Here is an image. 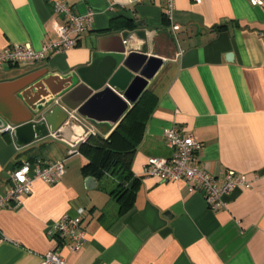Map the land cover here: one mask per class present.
<instances>
[{
    "label": "crops",
    "instance_id": "obj_1",
    "mask_svg": "<svg viewBox=\"0 0 264 264\" xmlns=\"http://www.w3.org/2000/svg\"><path fill=\"white\" fill-rule=\"evenodd\" d=\"M62 1L76 14L94 12L76 45L3 64L0 82L43 69L73 74L92 94L111 82L127 108L110 106L106 92L53 134L31 140L0 130V195L15 166L64 162L58 183L35 180L19 206L0 209V264H39L48 251L66 264H264V8L248 0H175L168 15L166 0ZM53 2L0 0V51L57 40L63 20ZM128 57L133 78L123 70L112 79ZM173 124L200 143L198 163L218 183L234 170L252 179L251 187L234 189L212 211L185 180L143 176L149 156L171 154L163 131ZM79 136H113V147L128 152L139 179L126 210L110 194L112 175L83 173ZM77 207L87 210L85 241L70 251L68 238L47 232Z\"/></svg>",
    "mask_w": 264,
    "mask_h": 264
},
{
    "label": "built area",
    "instance_id": "obj_2",
    "mask_svg": "<svg viewBox=\"0 0 264 264\" xmlns=\"http://www.w3.org/2000/svg\"><path fill=\"white\" fill-rule=\"evenodd\" d=\"M175 0H166V13L169 15L174 9ZM198 1V0H195ZM251 5L264 8V0H248ZM54 10L63 20L58 29V38L50 41L40 49H34L30 44H16L7 46L0 51V66L14 64L20 60L37 61L44 59L48 53L60 52L74 47L77 38L83 34L91 24L94 12L88 10L83 14H76L62 0H54ZM174 25L173 29H177ZM264 38V33L261 34ZM77 119L74 112H69L68 123ZM167 146L171 154L167 157L149 156L142 168V175L156 177L161 181L185 180L191 190L202 193L207 207L217 211L225 205L224 197L234 189H248L252 179L234 170H227L221 183L215 176L199 165L197 152L200 143L192 136L185 134L177 125L166 127L163 131ZM81 142L86 136H79ZM74 151V150H73ZM73 151H69L72 153ZM64 173V162L58 160L41 166L39 163L24 162L15 166L9 176V184L5 194L0 195V209L8 205L17 207L24 196L28 195L32 183L40 180L46 184L58 183ZM87 210L77 207L74 215L67 213L55 220L48 229L49 236L60 239L68 238L71 241L70 251L81 249L85 241V230L82 219ZM1 236V233H0ZM39 264H66L65 260L53 251L44 253Z\"/></svg>",
    "mask_w": 264,
    "mask_h": 264
},
{
    "label": "water",
    "instance_id": "obj_3",
    "mask_svg": "<svg viewBox=\"0 0 264 264\" xmlns=\"http://www.w3.org/2000/svg\"><path fill=\"white\" fill-rule=\"evenodd\" d=\"M129 60L130 57L123 62L112 79L116 75L118 77L123 70H128L129 77L133 78L137 70L130 67ZM143 64L145 69L147 64L144 61ZM141 74L145 75L144 72ZM77 75L83 78L81 70L77 71ZM74 81L73 74L60 78L43 69L11 82H0V130L11 129L17 137L29 133L31 140L48 133L53 134L67 123L69 112L86 115L94 106L95 98L106 92L113 101L110 106H117L120 113L127 108L126 100L112 91L111 82L104 91L92 94L93 87L76 84ZM46 107L47 110H44ZM37 115L39 118L35 120ZM87 182L94 183L93 178L89 177Z\"/></svg>",
    "mask_w": 264,
    "mask_h": 264
},
{
    "label": "trees",
    "instance_id": "obj_4",
    "mask_svg": "<svg viewBox=\"0 0 264 264\" xmlns=\"http://www.w3.org/2000/svg\"><path fill=\"white\" fill-rule=\"evenodd\" d=\"M112 137L100 138L98 142H94L88 136L82 141L79 150L86 155L87 161L81 168L85 175L99 179L107 174L112 175L116 182L110 194L119 205L120 211H124L132 204L139 178L131 172L128 152L114 148Z\"/></svg>",
    "mask_w": 264,
    "mask_h": 264
}]
</instances>
